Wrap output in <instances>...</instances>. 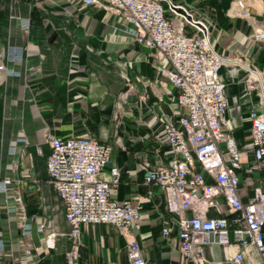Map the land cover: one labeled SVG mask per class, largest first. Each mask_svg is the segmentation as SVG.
<instances>
[{"label": "crops", "instance_id": "1", "mask_svg": "<svg viewBox=\"0 0 264 264\" xmlns=\"http://www.w3.org/2000/svg\"><path fill=\"white\" fill-rule=\"evenodd\" d=\"M173 1L206 18L217 52L248 58L264 71V41L254 38L264 32V0H243L248 18L237 9L239 0ZM134 35L125 19L77 0H0V264H69L74 239L49 178L46 131L64 140L110 144L111 160L102 176L109 180L110 169L117 167L121 179L113 199L141 211L132 235L114 226H84L77 264H132L133 239L147 264H196L180 252L164 192L146 181L150 169L173 159L169 145L158 138L161 123L173 120L178 106L173 85L161 84L154 53ZM220 77L229 129L244 145L257 96L247 95L244 69L227 64ZM5 179L12 181L7 187ZM168 222L174 231L165 237ZM50 233L56 234L53 249L45 243ZM240 252L243 264H264L255 248L237 243L206 246L204 264H233Z\"/></svg>", "mask_w": 264, "mask_h": 264}, {"label": "built area", "instance_id": "2", "mask_svg": "<svg viewBox=\"0 0 264 264\" xmlns=\"http://www.w3.org/2000/svg\"><path fill=\"white\" fill-rule=\"evenodd\" d=\"M85 7H97L115 14L135 29V42L153 54L156 72L166 89L171 83L178 109L174 119L161 123L159 140L172 153L169 164L147 172L146 181L162 190L168 213L175 219L179 249L186 261L205 263L210 244L253 247L264 261V81L260 74L246 69L236 59L217 52L206 20L194 9L173 0H77ZM237 9L248 18L246 3ZM264 41V32L255 34ZM240 66L250 72L245 79L247 95L257 96L258 108L250 111L247 142L231 133L226 85L220 77L225 65ZM51 148L47 170L51 183L65 209L74 239L69 264L80 257L82 229L88 225H108L123 234L138 230L141 211L130 202L113 199L121 171L110 169V179L102 174L108 168L113 147L87 138H57L46 131ZM12 183L5 179V187ZM21 203L19 196L15 197ZM40 231L45 230L41 225ZM172 222L162 234L171 236ZM56 234L45 237L46 246L55 247ZM132 264H147L139 243L130 242ZM233 264H243L244 253L236 254Z\"/></svg>", "mask_w": 264, "mask_h": 264}, {"label": "rangeland", "instance_id": "3", "mask_svg": "<svg viewBox=\"0 0 264 264\" xmlns=\"http://www.w3.org/2000/svg\"><path fill=\"white\" fill-rule=\"evenodd\" d=\"M195 11V10H194ZM199 19V18H198ZM202 20H206V18L204 19V18H202ZM207 24L209 25V27H210V30H211V25L207 22ZM224 57H228V56H226V55H224V54H222ZM233 59H236L237 61H239L240 63H241V65L242 66H244L246 69H250V70H252V71H255V72H257L258 74H260V76H261V79L264 81V71H263V69L260 67V66H258L256 63H254L253 61H251L250 59H245V58H242V57H240L239 55L238 56H236L235 58H233ZM234 67H239V68H242V67H240V66H234ZM243 69V68H242ZM245 70V69H244ZM245 72H246V77H247V75L248 74H250V72H248L247 70H245Z\"/></svg>", "mask_w": 264, "mask_h": 264}]
</instances>
